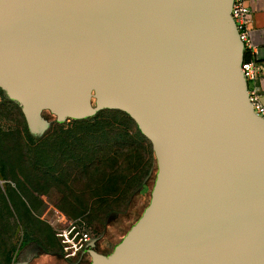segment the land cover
<instances>
[{
    "label": "water",
    "instance_id": "water-1",
    "mask_svg": "<svg viewBox=\"0 0 264 264\" xmlns=\"http://www.w3.org/2000/svg\"><path fill=\"white\" fill-rule=\"evenodd\" d=\"M232 1L0 0V90L30 134L109 110L150 144L149 203L90 264H264V119Z\"/></svg>",
    "mask_w": 264,
    "mask_h": 264
},
{
    "label": "rangeland",
    "instance_id": "rangeland-1",
    "mask_svg": "<svg viewBox=\"0 0 264 264\" xmlns=\"http://www.w3.org/2000/svg\"><path fill=\"white\" fill-rule=\"evenodd\" d=\"M7 100L0 95V264H28L24 257L34 247L46 254L30 264H74L53 256L60 254L55 229L72 221L112 245L119 243L149 203L156 165L144 191H134L136 183L133 191H110L102 178L107 167L88 176L69 159L73 152L66 149V140L75 133L73 120L57 123L46 113L50 127L32 135L21 111ZM27 161L31 167L38 163L40 173Z\"/></svg>",
    "mask_w": 264,
    "mask_h": 264
},
{
    "label": "trees",
    "instance_id": "trees-1",
    "mask_svg": "<svg viewBox=\"0 0 264 264\" xmlns=\"http://www.w3.org/2000/svg\"><path fill=\"white\" fill-rule=\"evenodd\" d=\"M250 59L251 55L245 49L243 61ZM0 95L5 99L1 91ZM14 106L20 113L19 107ZM72 122L77 127L66 140V149L73 152L69 159L77 164L81 173L100 175L107 167L109 172L106 171L102 178L106 176L110 191H133L135 183L134 191L145 190V179L155 165V159L150 144L126 114L105 110ZM27 164L31 167L30 162ZM37 167L38 163L33 162L32 171L40 173Z\"/></svg>",
    "mask_w": 264,
    "mask_h": 264
},
{
    "label": "built area",
    "instance_id": "built-area-1",
    "mask_svg": "<svg viewBox=\"0 0 264 264\" xmlns=\"http://www.w3.org/2000/svg\"><path fill=\"white\" fill-rule=\"evenodd\" d=\"M230 14L239 39L244 45V50L249 52L251 45L248 26L251 21V11L248 0H233ZM241 72L247 84L257 79L258 67L252 58L249 61H243ZM248 99L254 113L264 119V106L259 103L255 92L249 89ZM92 235L90 230L80 221H72L64 227L55 229V237L58 240L62 258L66 261L75 260L86 249Z\"/></svg>",
    "mask_w": 264,
    "mask_h": 264
},
{
    "label": "crops",
    "instance_id": "crops-1",
    "mask_svg": "<svg viewBox=\"0 0 264 264\" xmlns=\"http://www.w3.org/2000/svg\"><path fill=\"white\" fill-rule=\"evenodd\" d=\"M248 5L251 11L249 53L258 67L257 79L248 83V89L255 92L264 106V0H248Z\"/></svg>",
    "mask_w": 264,
    "mask_h": 264
},
{
    "label": "flooded vegetation",
    "instance_id": "flooded-vegetation-1",
    "mask_svg": "<svg viewBox=\"0 0 264 264\" xmlns=\"http://www.w3.org/2000/svg\"><path fill=\"white\" fill-rule=\"evenodd\" d=\"M113 216V215H111ZM118 244V243H117ZM116 244V245H117ZM116 245H112V243L108 242L107 240H104V238L101 235L93 234L91 240L89 241L86 249L75 259L74 264H90V256H89V250L93 246V250L98 252L102 255H108L109 253L106 252L107 249H111V252L113 251L114 247ZM102 249L100 250V248ZM105 250V252H104ZM46 254L44 250H41L38 247H34L28 253L25 255L24 260L28 261L30 264L33 260L38 258L40 255ZM48 254V253H47ZM53 256H56L57 259L62 260V256L59 253L53 254ZM66 261V260H65Z\"/></svg>",
    "mask_w": 264,
    "mask_h": 264
}]
</instances>
